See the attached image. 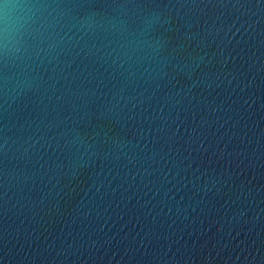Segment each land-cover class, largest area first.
<instances>
[{
  "label": "water",
  "instance_id": "water-1",
  "mask_svg": "<svg viewBox=\"0 0 264 264\" xmlns=\"http://www.w3.org/2000/svg\"><path fill=\"white\" fill-rule=\"evenodd\" d=\"M0 264H264V0H0Z\"/></svg>",
  "mask_w": 264,
  "mask_h": 264
}]
</instances>
